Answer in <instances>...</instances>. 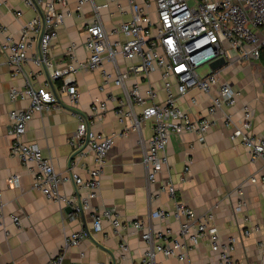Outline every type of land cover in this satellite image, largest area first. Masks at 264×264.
Returning a JSON list of instances; mask_svg holds the SVG:
<instances>
[{
    "label": "crops",
    "instance_id": "0c3cea01",
    "mask_svg": "<svg viewBox=\"0 0 264 264\" xmlns=\"http://www.w3.org/2000/svg\"><path fill=\"white\" fill-rule=\"evenodd\" d=\"M4 1L0 5V22L7 29V34L20 39L22 27L36 16V12L22 0ZM136 1L144 5V0ZM77 2L69 0L68 9L75 10ZM95 5L111 39L116 40L117 37L112 35L115 29L132 19L129 0H96ZM94 7L84 5L81 12H75L58 29L50 54L61 65L71 61L72 48L79 62L89 58L85 48L86 30L95 19ZM18 11L22 16L16 15ZM149 11L155 16L153 7H149ZM6 36V33L0 32V214L3 216L0 222V264H48L50 259L62 253L66 239L81 230H89L90 235L78 246L67 250L64 264H133L148 249L142 237L146 230L134 229L133 223L140 220L144 222L145 229L149 228L156 234L163 233L168 239L179 238L183 219L174 216L166 220L151 218V213L157 209L173 213L178 204L190 208L197 220H204L213 214L220 239L223 242L232 237L237 239L234 259L240 264H262L263 249L260 245L264 243V182L252 183L251 179H260L264 160L252 161L248 149L240 141L231 139L232 130L224 123V112L209 117L211 97L197 89L178 98V104L194 119L209 117L214 125L204 138L191 133L174 135L167 150L169 166L157 176L155 183L148 181V169L142 161L143 146L153 136L154 122H143L140 131L130 129L131 121L126 119L121 122L114 112L117 103L109 102L110 110L95 123L93 129L96 133L116 138L104 167L100 192L90 200L88 209H84L83 214L69 213L68 206L51 202L35 190L33 175L28 167L19 158L10 155L9 113L26 108L29 102L10 101L11 89L24 87L25 78L24 74L15 75V68L1 50ZM120 39L124 40L123 36ZM36 56L37 46L34 45L28 52L29 60L24 72L32 75L37 86H43L50 82L49 75L44 67L36 66L33 61ZM137 62L118 57V67L122 71ZM103 69L115 75L113 64L105 62ZM219 71L221 80L240 92L237 105L228 109L233 121L242 123V108L249 105L252 109V133L264 138V62L250 65L228 63ZM76 79L81 93L76 109L64 100L54 110L35 115L23 137L25 143L38 144L44 157L51 161L58 173L63 174L69 171L71 160L77 159L76 149L69 144L70 137L78 129L77 112L90 116L94 101L106 99L111 93L120 98L124 94L123 89L113 82L102 90L104 79L101 70L81 71ZM134 84H140L142 89L151 84L157 92L156 101H165L166 93L159 70L151 72L148 77L132 75L127 79L126 86L130 88ZM193 99L197 103L194 104ZM142 111V106L135 107L136 113ZM126 128H129L128 132ZM94 162L93 154L79 159L78 171L83 177L88 176L87 172ZM188 166L189 172L182 182ZM14 175L21 177L18 187H11L8 183ZM169 183L177 188L176 199L160 192L162 185ZM61 190L63 194L77 198L88 195L86 190L78 191L72 183L64 184ZM106 212L111 219L104 215ZM14 215L20 217L21 227L13 222ZM98 215L103 216V226L100 232H95L93 222ZM116 217L122 223L120 227L113 225ZM255 228L259 231L245 235V231ZM191 232L194 233L195 229ZM124 243L129 246L127 253L121 247ZM192 245L193 250L187 259L160 254L155 264H220L209 237Z\"/></svg>",
    "mask_w": 264,
    "mask_h": 264
},
{
    "label": "built area",
    "instance_id": "2783aa9c",
    "mask_svg": "<svg viewBox=\"0 0 264 264\" xmlns=\"http://www.w3.org/2000/svg\"><path fill=\"white\" fill-rule=\"evenodd\" d=\"M22 1L36 12V16L22 27L20 39L7 34V29L0 22V32L7 35L1 50L9 64L15 68V75L24 74L25 78L24 87L11 89L10 101L29 102L26 108L14 109L9 113L10 155L19 158L28 167L33 175V188L49 201L71 207L76 214H80V206L83 210L88 209L90 200L98 196L104 167L116 136L96 133L93 126L108 113L109 102L117 103L114 112L121 122L126 119L131 121L130 129L140 131L143 122H154L151 140L147 145L142 142V161L148 169L150 183H155L157 176L169 166L167 150L172 137L191 133L204 138L214 125L209 117H214L219 112H224V123L232 130L231 139L240 141L248 149L252 161L264 160V138L252 133L251 107L247 104L243 106L242 123L236 124L233 121L228 109L237 105L240 92L228 82L222 81L221 70L219 71L228 63L250 65L264 62V0H144L143 6L136 0H129L132 19L115 29L112 35L117 37L116 40L111 39L100 20L96 0H78L75 10L68 9L69 0ZM4 3V0H0V5ZM86 4L95 6V19L86 30L85 48L89 58L79 62L74 57L72 48L71 61L61 65L50 54L51 44L58 37V29L66 19L75 12H81ZM149 7L155 9V21ZM16 15L20 17L22 13L18 11ZM34 45L37 46V56L33 61L36 66L44 67L49 75L50 82L43 86H37L32 75L24 72V66L29 60L28 52ZM119 56L138 62L122 71L118 67ZM222 58L226 61L224 66L212 70L211 64ZM105 62L113 64L115 75L103 69ZM205 68L209 72L201 71ZM99 70L104 79L102 90H106V86L113 82L123 89V97L111 93L106 99L94 101L90 116L74 111L77 112L78 129L70 137L69 144L76 149L77 159L71 160L67 173H58L51 161L44 157L38 144L24 142L28 124L35 115L59 107V100L62 104L66 100L68 106L76 109L81 96L77 74L81 71ZM155 70L161 72L165 101H156L157 92L151 84L146 89H142L140 84H134L130 88L126 86L127 79L132 75L148 77ZM195 89L211 97L209 117L194 119L179 106L178 98ZM193 103H197L196 99H193ZM136 106L143 107L142 113L135 112ZM87 154H93L95 162L88 170V176L83 177L78 171L79 159ZM189 169V166L185 169L182 182L186 180ZM20 181V175H14L9 178L8 183L11 187H18ZM251 182H264V169L260 179L253 177ZM66 183H72L78 191L86 190L87 197L77 198L63 194L61 189ZM160 192L177 198L175 184L162 185ZM104 215L111 219L108 212ZM171 216L183 219L179 238L168 239L163 233L156 234L149 228L145 229L144 222L140 220L133 223L134 229L146 230L142 237L148 244L141 259L133 264H155L160 254L185 260L193 250L192 244L205 237L210 238L211 248L218 254L220 264H240L234 259L237 239L232 237L227 242L220 239L213 223V214H209L204 220H197L194 212L183 204H178L173 213L162 209L151 213L153 219L166 220ZM2 218L0 214V222ZM12 220L21 227L19 216H12ZM102 221L103 216L95 217V232L102 230ZM112 222L115 227L122 224L117 217ZM193 228L194 233L191 232ZM254 231L259 230L255 228L245 231V235ZM88 236L85 230L71 234L66 239L62 253L50 259L48 264H64L67 250L78 246ZM260 246L263 249L264 264V243ZM121 247L125 253L129 251L126 243Z\"/></svg>",
    "mask_w": 264,
    "mask_h": 264
},
{
    "label": "water",
    "instance_id": "95a60500",
    "mask_svg": "<svg viewBox=\"0 0 264 264\" xmlns=\"http://www.w3.org/2000/svg\"><path fill=\"white\" fill-rule=\"evenodd\" d=\"M225 63H226V61H225L224 58L219 59V60H217V61H215L214 63L211 64V68H212V70H217L220 67L224 66ZM59 102H60V104H62V101L61 100H59ZM67 211L69 213H75V210L73 208H71V207H68L67 208ZM80 212H81V214L84 213V210H83L82 206H80ZM87 232L90 235L89 230H87Z\"/></svg>",
    "mask_w": 264,
    "mask_h": 264
},
{
    "label": "rangeland",
    "instance_id": "374dc122",
    "mask_svg": "<svg viewBox=\"0 0 264 264\" xmlns=\"http://www.w3.org/2000/svg\"><path fill=\"white\" fill-rule=\"evenodd\" d=\"M153 20L155 21L156 20V15L155 16H153ZM207 68H205V69H203V70H201V71H205Z\"/></svg>",
    "mask_w": 264,
    "mask_h": 264
},
{
    "label": "trees",
    "instance_id": "16d2710c",
    "mask_svg": "<svg viewBox=\"0 0 264 264\" xmlns=\"http://www.w3.org/2000/svg\"><path fill=\"white\" fill-rule=\"evenodd\" d=\"M263 60H264V57H263Z\"/></svg>",
    "mask_w": 264,
    "mask_h": 264
}]
</instances>
